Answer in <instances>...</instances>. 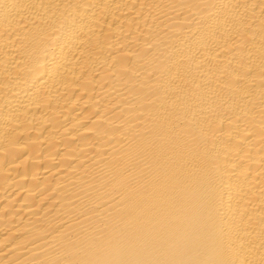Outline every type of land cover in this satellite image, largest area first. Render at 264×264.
I'll return each instance as SVG.
<instances>
[{
  "label": "bare ground",
  "instance_id": "6f19581e",
  "mask_svg": "<svg viewBox=\"0 0 264 264\" xmlns=\"http://www.w3.org/2000/svg\"><path fill=\"white\" fill-rule=\"evenodd\" d=\"M0 264H264V0H0Z\"/></svg>",
  "mask_w": 264,
  "mask_h": 264
}]
</instances>
